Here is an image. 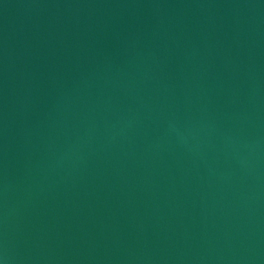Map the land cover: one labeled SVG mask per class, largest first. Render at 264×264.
Masks as SVG:
<instances>
[{"label": "water", "instance_id": "95a60500", "mask_svg": "<svg viewBox=\"0 0 264 264\" xmlns=\"http://www.w3.org/2000/svg\"><path fill=\"white\" fill-rule=\"evenodd\" d=\"M2 264H264V0H0Z\"/></svg>", "mask_w": 264, "mask_h": 264}, {"label": "clouds", "instance_id": "9594fccd", "mask_svg": "<svg viewBox=\"0 0 264 264\" xmlns=\"http://www.w3.org/2000/svg\"><path fill=\"white\" fill-rule=\"evenodd\" d=\"M0 264H2V262H0Z\"/></svg>", "mask_w": 264, "mask_h": 264}]
</instances>
